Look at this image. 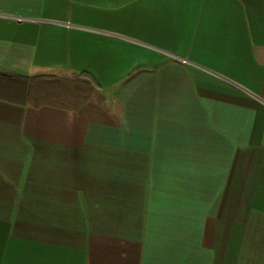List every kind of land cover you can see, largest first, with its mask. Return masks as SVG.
Returning <instances> with one entry per match:
<instances>
[{"label": "crops", "instance_id": "crops-1", "mask_svg": "<svg viewBox=\"0 0 264 264\" xmlns=\"http://www.w3.org/2000/svg\"><path fill=\"white\" fill-rule=\"evenodd\" d=\"M0 73V264H264V0H0Z\"/></svg>", "mask_w": 264, "mask_h": 264}, {"label": "trees", "instance_id": "trees-1", "mask_svg": "<svg viewBox=\"0 0 264 264\" xmlns=\"http://www.w3.org/2000/svg\"><path fill=\"white\" fill-rule=\"evenodd\" d=\"M0 76H4L7 77L10 81V83H12L15 86L18 85H22L19 84L22 80L23 86H27V82L29 81V77H22V76H18V75H13V74H8V73H0ZM80 76H84V75H80ZM18 79H20L21 81L18 82Z\"/></svg>", "mask_w": 264, "mask_h": 264}, {"label": "rangeland", "instance_id": "rangeland-1", "mask_svg": "<svg viewBox=\"0 0 264 264\" xmlns=\"http://www.w3.org/2000/svg\"><path fill=\"white\" fill-rule=\"evenodd\" d=\"M15 93V94H14ZM14 93H8V95L5 93V90H1L0 91V97H6V98H11V99H15V100H19L22 99L23 97L21 96V94L14 92Z\"/></svg>", "mask_w": 264, "mask_h": 264}]
</instances>
